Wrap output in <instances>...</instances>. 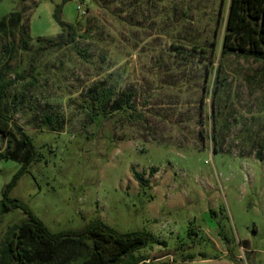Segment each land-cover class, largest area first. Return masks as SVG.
<instances>
[{"label": "rangeland", "instance_id": "obj_1", "mask_svg": "<svg viewBox=\"0 0 264 264\" xmlns=\"http://www.w3.org/2000/svg\"><path fill=\"white\" fill-rule=\"evenodd\" d=\"M230 4L0 0V21L20 12L31 37L0 32V83L36 55L33 78L9 87L4 102L36 156L27 166L9 157L18 136L0 135V264H14L8 244L28 220L4 206L23 168L7 198L53 235L102 221L120 234L149 232L137 255L158 264H264V159L255 157L264 147V45L224 51ZM59 7L60 20L77 25L75 41L37 53L65 35ZM111 88L134 92L135 117L92 121L87 108Z\"/></svg>", "mask_w": 264, "mask_h": 264}, {"label": "trees", "instance_id": "obj_2", "mask_svg": "<svg viewBox=\"0 0 264 264\" xmlns=\"http://www.w3.org/2000/svg\"><path fill=\"white\" fill-rule=\"evenodd\" d=\"M59 11L60 7L57 9L56 17L64 28L65 35L55 40L46 41L39 47L37 53L74 43L77 25L62 22ZM22 17L20 12H13L2 19L0 32L4 34L10 32L13 35L15 29H21L27 39H31L28 32L24 31L23 25L21 26ZM226 28L228 31L222 42L224 51H245L251 46V52H256L255 48L264 45V0H231ZM21 41L25 46L29 44L28 40ZM199 49L202 52L205 51L203 47H199ZM35 62L36 55H33L26 72L18 73L15 78L0 83V135L4 138L15 134L18 136L16 147L7 155L12 158L22 155L25 166L31 164L35 159V146L28 133L13 122L10 114L5 111L4 102L9 87L19 81L33 78ZM113 96H117V98L111 100ZM134 97L135 94L132 90L114 91L112 88L103 90L102 94L94 96L96 110L93 109V111L91 107H88L90 112L87 116L92 121L98 116H103L107 120L134 118L136 114L132 106ZM50 123L51 118H46V124ZM255 157L264 159L263 146L257 150ZM24 169L7 187L4 201L5 210L22 209L28 215V220L19 226V232L8 244V251L15 261L14 264H66L68 260L80 254V250L83 248H87L89 252L85 253L87 255L81 264H158L154 262L155 260L148 261L137 255L152 239V235L146 231L120 234L102 221H93L80 233L51 234L26 205L18 200L7 198ZM134 175L135 179L141 182L142 174L135 172ZM6 201L11 206L7 205Z\"/></svg>", "mask_w": 264, "mask_h": 264}]
</instances>
